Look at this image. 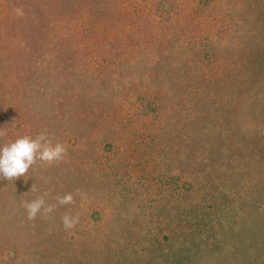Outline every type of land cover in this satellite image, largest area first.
<instances>
[{"label":"rangeland","instance_id":"rangeland-1","mask_svg":"<svg viewBox=\"0 0 264 264\" xmlns=\"http://www.w3.org/2000/svg\"><path fill=\"white\" fill-rule=\"evenodd\" d=\"M42 132L0 264H264V0H0V144Z\"/></svg>","mask_w":264,"mask_h":264},{"label":"clouds","instance_id":"clouds-1","mask_svg":"<svg viewBox=\"0 0 264 264\" xmlns=\"http://www.w3.org/2000/svg\"><path fill=\"white\" fill-rule=\"evenodd\" d=\"M18 14H22V10H18ZM66 152L67 148L63 143H53L43 132L35 137L18 136L8 143L0 144V178L14 181L18 177H24L38 160L51 164L59 161ZM46 196L47 193H44L35 199L22 202L29 219H34L41 210L45 213L53 210L52 205H46ZM57 199L61 205L71 204L73 195L66 193ZM62 220L64 227L71 229L79 222V217L66 214Z\"/></svg>","mask_w":264,"mask_h":264}]
</instances>
